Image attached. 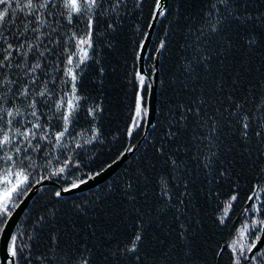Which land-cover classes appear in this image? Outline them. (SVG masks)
Masks as SVG:
<instances>
[{"label":"snow or ice","instance_id":"obj_1","mask_svg":"<svg viewBox=\"0 0 264 264\" xmlns=\"http://www.w3.org/2000/svg\"><path fill=\"white\" fill-rule=\"evenodd\" d=\"M143 2L144 0H137V7ZM126 3L127 0H0V238L7 241L2 249L6 255H0V264H57V261L62 264H93L91 249L77 246L73 251L71 244L66 249L61 248L56 235L50 236L51 244L46 250L37 251L40 233L47 227L46 217L40 216L33 225L23 227L13 217H19L23 211L21 205L25 204L24 198L28 196L34 184L41 183V180L30 179L32 174L29 170L34 167H46L38 164L32 153L47 152L51 156L59 149L67 148L66 138L74 142L76 148L83 147L72 134L82 108L81 101L86 104L89 99L80 94L81 86L78 82L87 62L93 59L91 53L94 51V38L103 35L97 31L99 19H105L107 29L115 31L125 14ZM167 12L166 0H152L150 15L153 21L166 16ZM198 15L200 23L190 27L187 47L199 55L188 61L185 70L191 74L197 68L205 69L210 83L206 89L201 90L200 95L187 102L180 99L172 101L171 97L169 98L168 102L174 104V111L170 112L169 127L165 130L167 141L161 143L157 152L166 157L165 163L169 165V172L175 171L178 174L171 176V180L180 178L184 190L176 203L172 204L175 192L169 187V178L161 175L159 177L162 181L159 185L162 189L161 195L178 213L195 198L189 186L194 188L197 181L191 178V171L184 165L183 160L178 161L168 155L171 151L169 143L173 142L178 133L186 131L190 124L198 131L190 136L185 154L195 149L190 159L199 161L195 165L197 171L203 168L211 174L213 165L219 162L221 164L219 175L223 177L228 171L223 167L225 160L232 164L237 156L239 160L247 158L252 169H259V179L247 196V206L244 209L246 219L236 230L237 238L226 248L218 246L215 256L222 260L224 252L227 251L229 264H264V246H259L264 237V198L261 195L264 193V71L260 70L264 68V64L256 69L259 75L254 80L248 84L242 81V74L245 71L249 76L253 71L246 67L252 60L253 53L259 51L264 56L262 47L264 0H203ZM81 24L82 30L79 28ZM56 26H69L71 30V35L65 41L66 46L60 53L64 57L60 60L62 66L60 71L65 89L61 90L62 94L58 99L51 102L49 101L52 93L47 87L36 91V96H47L49 100L38 102L35 98L31 99L28 107L32 109L30 115L35 118V122L28 121L30 127H25L22 131L19 127H14L13 122L24 113L19 107H5L6 97L11 95L14 98H27L30 92L29 85L36 84L39 79L36 74L44 67L40 59L45 56V52L52 53L54 50L45 47L44 51H40L39 44L27 40L20 41L19 37L32 33L38 41L47 35L50 44L59 42L60 33ZM11 28H15L16 32H10ZM45 29L50 31L45 32ZM5 32H9V35L6 36ZM53 36L56 37L55 41L52 39ZM10 37L17 40L15 46L10 42ZM147 38L146 36L145 39ZM68 41H71V47L68 46ZM140 48L145 49V44L141 43ZM165 48V41L161 40L156 51ZM12 69L22 71L24 82L20 81L17 72L12 71L11 75L9 74ZM103 72L104 69L101 67L100 73ZM234 72L237 74L233 75ZM135 77L138 85L134 115L127 129L129 137L136 129L142 128L141 122L150 116V108L145 104L144 93L145 89L149 93L153 90L151 83L146 84V71H136ZM44 83L47 84V81ZM181 85L183 91L187 92L188 85L183 81ZM38 103L53 111L51 118L39 110ZM102 111L98 103L84 109L86 117L91 118L90 123L94 122L97 113ZM52 120L57 123L52 124ZM87 131L91 136L84 143L90 144L100 136L99 129L95 127ZM33 140L37 142L33 144ZM40 141H44L45 144L41 145ZM176 151L179 152L181 149L178 148ZM17 157L21 158L19 164ZM43 158L48 164L51 163L47 156ZM69 165L80 168L79 162L74 163L72 157L67 156L63 164L51 175L60 176ZM182 166L189 178L180 175ZM100 175L101 172H96L88 175L87 179L77 178L71 182L70 187L56 191L55 196L60 197L62 192L79 189ZM137 179L138 177L129 176L124 180V194L129 202H135L137 195H146L143 192L136 193ZM237 199V195H232L226 202L223 216L220 218L221 224ZM136 211L140 212V209L137 208ZM176 218L179 219V216ZM178 228L177 236L181 245L187 249L185 256L191 260L195 251L192 247L194 237L189 239L188 228L184 224H179ZM141 241L142 234L137 232L130 245H125L119 252L136 253ZM172 250L169 248L163 253V257L169 258ZM112 256L116 258V264H120L117 253L113 252ZM135 259L139 261L140 257L137 255Z\"/></svg>","mask_w":264,"mask_h":264},{"label":"trees","instance_id":"obj_2","mask_svg":"<svg viewBox=\"0 0 264 264\" xmlns=\"http://www.w3.org/2000/svg\"><path fill=\"white\" fill-rule=\"evenodd\" d=\"M202 6L203 0H168L167 15L155 20L154 33L144 57L146 84H153L155 71L158 76L156 112L154 122L151 124L155 127L151 125L147 127L146 117L141 122L143 127L136 129L131 137L127 135V129L134 115L138 85L135 72L140 68V44L148 34L149 25L153 23L150 15L152 0H144L140 7H137V0H127L125 14L115 31L107 29L105 19H99L97 31L103 35L94 38V51L91 53L93 59L87 62L78 82L81 86L80 94L89 99L86 104L81 101L78 122H75L72 129V134L83 147L76 148L75 143L66 138L67 148H61L51 156L47 152L32 153L38 164L46 167L30 169L32 174L30 179L41 182L54 181L53 184L38 187L18 220L19 225L23 227L33 225L40 216L46 217L47 227L40 233L37 251L46 250L51 244L50 236L56 235L61 248L66 249L71 244L73 251L77 246L91 249L93 264H116L113 252L117 253L120 264H229L227 251L224 252L222 260H218L215 253L218 246L226 248L237 238L236 230L246 219L244 209L247 206V196L251 193L253 185L258 182L259 169H252L247 158L239 160L237 156L232 164L224 161L223 167L228 171L223 177L219 175L221 168L219 162L213 165L211 174L203 168L197 171L195 165L199 161L190 159L195 149L185 154L190 136L198 131L190 124L186 131L178 133L173 142L169 143L171 151L168 155L178 161L183 160L184 165L191 171V178L197 181L194 188L189 186L195 198L178 213L176 208L170 206L166 198L162 197V189L159 186L162 184L159 180L161 175L169 178V187L175 192L172 204L176 203L184 190L180 178L171 180V176L178 174L175 171L169 172V165L165 163L166 157L157 152L161 143L167 141L165 130L169 127L170 112L174 111V104L168 102L169 98L171 97L172 101L180 99L187 102L200 95L201 90L206 89L210 83L205 69L197 68L191 74L185 70L188 61L199 55L189 49L187 44L190 27L200 23L198 13ZM61 23L63 24V21ZM56 27L60 33L59 42L50 44L47 35L38 41L32 33L19 37L20 41L27 40L39 44L40 51H44L45 47L54 50L52 53L45 52V56L40 59L44 67L36 74L39 77L36 84L29 85L30 92L27 98H14L11 95L6 97L5 107H19L24 113L13 122V126L19 127L22 131L25 127H30L28 121L35 122V118L30 115L32 109L28 107L31 99L35 98L38 102L49 100L47 96H36V91L47 87L52 93L49 101L51 102L58 99L62 94L61 90L65 89L60 71L62 67L60 60L64 57L60 53L66 46L65 41L71 35V30L69 26ZM79 28L82 30L83 25L81 24ZM9 31L15 33L16 29L11 28ZM5 35L8 36L9 32H5ZM52 39L55 41L56 37L53 36ZM161 40L165 41L166 48L157 52ZM10 42L14 46L17 44L14 37H10ZM68 46L71 47V41H68ZM261 64H264V56L255 51L252 60L246 65L253 70L251 75L249 76L247 71L242 74L244 84H248L259 75L256 69L260 68ZM101 67L104 69L103 74L100 73ZM236 67H239V63ZM260 70L264 71V68ZM12 71L17 72L20 81L24 82L21 70L12 69L10 75ZM44 81H47V84ZM181 81L188 85L187 92L183 91ZM149 94L145 89L146 106L149 103ZM249 99L251 101V97ZM95 103L100 104L103 111L98 112L97 119L90 123L91 118L86 117L84 109ZM38 108L47 117H52L53 111H49L47 107H42L38 103ZM51 123L55 125L57 121L52 120ZM93 127L99 129V138L90 144L84 143L91 136L87 130ZM36 142L33 140V144ZM40 143L45 144L44 141ZM178 148L181 151L177 152ZM125 152H131L128 159L103 183L81 193L55 196L56 191L70 187L71 182L77 178L87 179L88 175L102 172ZM45 156L51 159L50 164L43 158ZM67 156H71L74 163L79 162L80 168L69 165L65 173L52 176L51 173L63 164ZM20 159L17 157V164ZM180 175L189 178L183 166ZM129 176L138 177L136 193L146 194L137 195L135 202H129L124 194V180ZM43 177L47 179H42ZM232 195H237L238 199L233 202V208L221 224L223 209ZM261 195L264 198V193ZM137 208L140 212L136 211ZM179 224H184L188 228L189 239L194 237L192 247L195 251L191 260L185 256L187 249L181 245L177 236ZM137 232L142 234L138 251L121 254L119 249L130 245ZM71 237L75 239H70ZM174 245L176 247H173ZM169 248L173 249L170 257H163V253ZM137 255L140 257L139 261L135 259ZM57 264L62 262L57 261Z\"/></svg>","mask_w":264,"mask_h":264},{"label":"water","instance_id":"obj_3","mask_svg":"<svg viewBox=\"0 0 264 264\" xmlns=\"http://www.w3.org/2000/svg\"><path fill=\"white\" fill-rule=\"evenodd\" d=\"M168 0H166L167 2ZM155 23L156 21H153L152 25L155 26ZM153 29L154 27H150L149 30H148V34L146 35L148 38L147 39H144L143 41V44H145V49H141V52H140V60H139V71H145V66H144V57H145V53L147 51V48L149 46V42L152 38V35H153ZM153 77H154V82L152 84V92L149 94V103H148V107L150 108V116L147 117L146 121H147V127H149L154 121V117H155V102H156V83H157V72L155 71V73L153 74ZM150 121V123H149ZM146 127V128H147ZM131 152H125L123 155H121L120 158H118L117 160H115L114 163L108 165L107 167H105V169L101 172V175L99 177H97L96 179L94 180H89L87 185H82L81 188L79 189H73L69 192H62V195H71V194H74V193H81L82 191H85V190H88V189H92L94 186H97L101 183H103L105 180H107V178L111 177L113 174H115V172L120 168V166L126 161V159H128V157L130 156ZM111 166V167H109ZM53 184L54 181H44V182H41L40 184L38 185H35L31 188V191L28 193V196L25 199V204H22L21 205V209H23V211L20 212L19 214V217H16L14 216L13 219L14 220H19V218L21 217L20 215L25 211V209L27 208L28 206V203L29 201L32 199V197L36 194L37 190H38V187L40 185H43V184ZM62 190V189H61ZM60 190V191H61ZM19 211V210H18ZM0 255H6V253H3L2 252V249H3V246L6 245L7 241L6 239H3V238H0ZM264 245V237H262V241H261V245L259 246H263Z\"/></svg>","mask_w":264,"mask_h":264},{"label":"rangeland","instance_id":"obj_4","mask_svg":"<svg viewBox=\"0 0 264 264\" xmlns=\"http://www.w3.org/2000/svg\"><path fill=\"white\" fill-rule=\"evenodd\" d=\"M126 160H127V159H126ZM25 210H26V209H25ZM22 214H23V213H22ZM22 214H21V215H22ZM21 215H20V216H21ZM20 218H21V217H20ZM20 218H19V219H20ZM0 240H1V239H0ZM263 246H264V245H263Z\"/></svg>","mask_w":264,"mask_h":264}]
</instances>
